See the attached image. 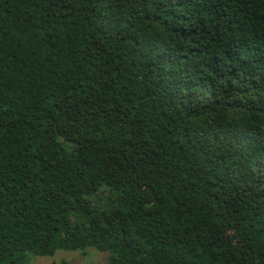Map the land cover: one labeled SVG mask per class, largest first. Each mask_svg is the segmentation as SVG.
Masks as SVG:
<instances>
[{"label": "trees", "instance_id": "1", "mask_svg": "<svg viewBox=\"0 0 264 264\" xmlns=\"http://www.w3.org/2000/svg\"><path fill=\"white\" fill-rule=\"evenodd\" d=\"M90 248L264 264V0H0V264Z\"/></svg>", "mask_w": 264, "mask_h": 264}, {"label": "rangeland", "instance_id": "2", "mask_svg": "<svg viewBox=\"0 0 264 264\" xmlns=\"http://www.w3.org/2000/svg\"><path fill=\"white\" fill-rule=\"evenodd\" d=\"M32 264H109L107 253L90 248L87 254L80 250H58L54 255L33 256Z\"/></svg>", "mask_w": 264, "mask_h": 264}]
</instances>
